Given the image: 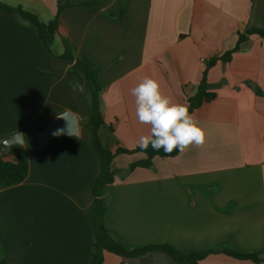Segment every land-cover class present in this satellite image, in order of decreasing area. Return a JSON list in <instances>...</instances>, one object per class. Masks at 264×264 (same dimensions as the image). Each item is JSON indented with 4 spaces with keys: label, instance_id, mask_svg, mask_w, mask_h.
I'll return each instance as SVG.
<instances>
[{
    "label": "crops",
    "instance_id": "1",
    "mask_svg": "<svg viewBox=\"0 0 264 264\" xmlns=\"http://www.w3.org/2000/svg\"><path fill=\"white\" fill-rule=\"evenodd\" d=\"M23 5L44 22L58 0H0ZM59 17L57 53L66 39L99 67L103 129L110 148H136L150 126L136 117L130 90L145 77L188 106L207 62L234 48L239 32L264 28V0H70ZM122 16H118L121 9ZM216 97L191 115L202 146L155 157L151 167L118 174L102 190L103 222L128 249L169 244L183 254L208 252L199 264H259L224 252L264 258V37L253 34L228 62L209 67ZM71 63L43 45L39 30L0 10V144L14 132L28 177L0 186V264H93L94 182L101 172L87 111ZM73 112L77 134L36 139L50 117ZM14 145V144H13ZM132 162L143 153L120 154ZM9 158H12L10 156ZM162 262H149L155 255ZM101 264H178L161 251L124 258L105 251Z\"/></svg>",
    "mask_w": 264,
    "mask_h": 264
},
{
    "label": "trees",
    "instance_id": "2",
    "mask_svg": "<svg viewBox=\"0 0 264 264\" xmlns=\"http://www.w3.org/2000/svg\"><path fill=\"white\" fill-rule=\"evenodd\" d=\"M87 4L93 5L94 3L89 2ZM72 5L73 3L70 0H58L56 15L49 22H44L36 12L23 5H11L0 1V10L9 11L22 21L36 27L39 30L41 41L45 48L52 54L63 57L71 63V67L78 70L83 77V91H85V87L89 91V95L86 96L87 111L82 117L81 122L92 129L94 144L101 161V172L94 182V192L97 199L93 219L96 238L95 259L93 264H101L103 262L105 251L116 253L124 258H136L144 256L149 252L161 251L168 254L178 264H199V262L207 256L209 251L183 254L169 244L128 249L112 235L111 231L106 228L103 222V212L107 207V203L101 197L102 190L114 182L116 175L123 172L126 175L137 167H151L155 157L175 156L179 152L174 150L171 154H165L163 149L155 151L151 146H149L147 150H141L137 146L134 149L118 147L113 151L108 144L104 143L101 132L106 127V123L101 109L102 87L98 80L99 67L91 58L84 55H75L71 44L66 39H63L64 51L62 53H57L55 49V39L59 33V17L66 8ZM123 13L124 9L122 8L118 16H122ZM253 34L264 37V28L252 27L245 32H239V38L234 48L226 51L222 55L213 56L208 60L207 68L196 93L187 96L190 114L204 103L216 97V93L211 90V85L207 82L206 74L208 68L213 66L218 60H223L225 62L230 61L233 54L241 50L242 44ZM41 129L42 127H37V130ZM0 147L5 148V151L0 153V186H10L24 181L28 177L30 170L28 159L21 153L15 144L7 146L1 143ZM138 153H143L146 157L132 162L126 170L114 166V160L118 155H133ZM10 156H12V158H9ZM224 252L235 258L252 260L256 263L264 264V258L261 257L260 253H243L233 249H225Z\"/></svg>",
    "mask_w": 264,
    "mask_h": 264
},
{
    "label": "clouds",
    "instance_id": "3",
    "mask_svg": "<svg viewBox=\"0 0 264 264\" xmlns=\"http://www.w3.org/2000/svg\"><path fill=\"white\" fill-rule=\"evenodd\" d=\"M130 92L135 97L138 122L150 126V133L136 142L141 150L151 146L155 151L163 149L165 154H171L174 150L183 153L192 146L203 145L205 132L189 107L164 95L158 80L145 77Z\"/></svg>",
    "mask_w": 264,
    "mask_h": 264
},
{
    "label": "water",
    "instance_id": "4",
    "mask_svg": "<svg viewBox=\"0 0 264 264\" xmlns=\"http://www.w3.org/2000/svg\"><path fill=\"white\" fill-rule=\"evenodd\" d=\"M78 131L79 125L76 115L69 110H65L53 114L47 125L37 132L36 139L46 144L53 136L59 134H77ZM15 143H23V136L19 131L14 132L4 141V145L7 146Z\"/></svg>",
    "mask_w": 264,
    "mask_h": 264
},
{
    "label": "rangeland",
    "instance_id": "5",
    "mask_svg": "<svg viewBox=\"0 0 264 264\" xmlns=\"http://www.w3.org/2000/svg\"><path fill=\"white\" fill-rule=\"evenodd\" d=\"M91 2H93L94 4L93 5H96L97 4V0H91ZM75 53V52H74ZM75 55H77L76 53H75ZM71 70L76 74V75H79V79L78 80H76V82H75V86L77 87V89L80 91V93L82 94V96H83V99H84V101H85V104H86V96H88L89 95V91L87 90V88L85 87V91H83V85H84V80H83V77H82V75H81V73L78 71V70H76V69H74V68H72L71 67ZM101 135H102V138H103V140H104V143L105 144H108L109 145V141L107 140V138H106V136H105V132H104V130L101 132ZM122 158V161L120 160V163L118 162V164H124V163H127L128 161V163H132V157H130V156H124V157H121ZM134 162V161H133ZM130 163V164H131ZM129 164V165H130ZM129 165H127L126 166V168H128V166ZM126 168H124L125 170H126ZM122 176H123V174H124V172L123 173H120ZM167 255H165V254H162V253H158L157 255H155L154 256V258H152V260L150 259V260H146V261H149V262H154V263H157V262H162V261H164L167 257H166Z\"/></svg>",
    "mask_w": 264,
    "mask_h": 264
},
{
    "label": "built area",
    "instance_id": "6",
    "mask_svg": "<svg viewBox=\"0 0 264 264\" xmlns=\"http://www.w3.org/2000/svg\"><path fill=\"white\" fill-rule=\"evenodd\" d=\"M5 148L4 147H0V153L4 152Z\"/></svg>",
    "mask_w": 264,
    "mask_h": 264
}]
</instances>
